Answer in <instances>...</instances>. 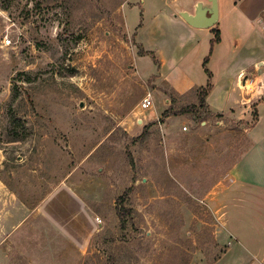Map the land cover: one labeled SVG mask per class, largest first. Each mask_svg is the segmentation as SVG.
<instances>
[{"label":"rangeland","instance_id":"1","mask_svg":"<svg viewBox=\"0 0 264 264\" xmlns=\"http://www.w3.org/2000/svg\"><path fill=\"white\" fill-rule=\"evenodd\" d=\"M196 1L0 0V182L29 207L66 182L83 202L82 220L30 219L25 249L3 236L0 264L222 258L202 198L247 148L253 122L218 126L205 109L164 117L196 100L160 81L157 63L169 28L160 11H193ZM148 94L155 105L144 111ZM122 206L132 211L126 227Z\"/></svg>","mask_w":264,"mask_h":264},{"label":"crops","instance_id":"2","mask_svg":"<svg viewBox=\"0 0 264 264\" xmlns=\"http://www.w3.org/2000/svg\"><path fill=\"white\" fill-rule=\"evenodd\" d=\"M178 8L189 11L188 7L176 4L173 11H160L164 21L169 24L166 30L167 56L161 55L158 60L160 81L173 89L178 97L194 95V105L197 106L198 96L193 90L211 83L212 88L204 108L208 118L211 117L218 126L222 125L226 117L245 124L253 122L246 130L249 140L247 148L210 184L202 198L214 218L215 240L228 247L215 264H223L232 255L234 257L229 264H262L264 0H224L223 4L219 0V21L214 28L220 32V42L214 45L207 64L211 78L205 71L204 61L211 51V41L215 38L213 28H193L177 15ZM255 112L257 117L254 121ZM71 187L66 182L38 205L29 207L0 182V209L5 208L3 212L0 211V244L4 237L14 239L17 235L19 246L25 249L30 232L33 231L27 232L24 228L33 225L30 219L39 222L40 228L42 222L49 220H82L83 202ZM61 189L62 194H59ZM77 205L79 208H76ZM87 216L91 220L88 213ZM241 225L253 229L252 237H244L245 230L239 228ZM256 243L263 244L256 246ZM248 244H253L255 252L249 249ZM243 260L246 262L243 263Z\"/></svg>","mask_w":264,"mask_h":264},{"label":"trees","instance_id":"3","mask_svg":"<svg viewBox=\"0 0 264 264\" xmlns=\"http://www.w3.org/2000/svg\"><path fill=\"white\" fill-rule=\"evenodd\" d=\"M212 31H214V34H215V38L211 41V51L209 53V55L206 57L205 61H204V68H205V71L206 73L209 75V77L211 78V74L207 68V64L210 60V56H211V53L213 51V48H214V45L216 43H219L220 42V32L217 28H213ZM144 51V50H143ZM142 55H149V52H146L144 51L142 53ZM159 63V62H157ZM212 88V84H208V86L206 87H202V88H196L193 90V92H196L197 93V96H198V106L197 105H194V106H189L187 108H182L179 112H172V108H170L169 110H167L165 113H164V117H169L171 115H184V114H187V113H198V110L199 109H204L206 107V103H205V100L209 94V91L211 90ZM173 103V102H172ZM218 117H221V116H218ZM256 117H257V112H255V118H254V121L256 120ZM205 120V119H204ZM12 121L13 122H17V118L15 116V114H12ZM124 199H121V201H123ZM131 210L130 209H127L125 206H122V208H120L118 210V216L119 218L121 219L122 221V225L125 226L126 225V219L127 217L131 214ZM122 226V227H123ZM126 227V226H125ZM228 247H223L222 251L220 254H225L226 251H227ZM221 256V255H220ZM220 256H218L215 261H218V259H220Z\"/></svg>","mask_w":264,"mask_h":264},{"label":"water","instance_id":"4","mask_svg":"<svg viewBox=\"0 0 264 264\" xmlns=\"http://www.w3.org/2000/svg\"><path fill=\"white\" fill-rule=\"evenodd\" d=\"M177 15L196 29L214 28L219 21V0H197L193 11L177 10Z\"/></svg>","mask_w":264,"mask_h":264},{"label":"built area","instance_id":"5","mask_svg":"<svg viewBox=\"0 0 264 264\" xmlns=\"http://www.w3.org/2000/svg\"><path fill=\"white\" fill-rule=\"evenodd\" d=\"M7 42L10 43L9 40H8ZM154 105H155V104H154V99H153V97L151 96V94L146 95V96L143 98V100L141 101V103H140V107H141V109L144 110V111H149V110H151V109L154 107ZM183 130H184V131H187L188 128H187V127H184Z\"/></svg>","mask_w":264,"mask_h":264}]
</instances>
